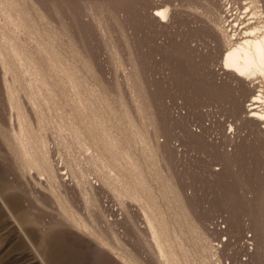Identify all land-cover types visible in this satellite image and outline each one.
<instances>
[{
    "label": "bare ground",
    "instance_id": "bare-ground-1",
    "mask_svg": "<svg viewBox=\"0 0 264 264\" xmlns=\"http://www.w3.org/2000/svg\"><path fill=\"white\" fill-rule=\"evenodd\" d=\"M206 1L209 0L138 2L143 19L153 23L160 35L168 36L166 41H163V36L155 40L156 60L161 61L164 52L170 49L169 35L175 24L189 17L190 8H197L193 3L205 4ZM245 1L242 4L239 0L252 21L238 29V34L235 32L239 24L232 25L233 19H229L231 5L224 9L220 0L208 2L212 31L221 46L220 57L217 53L219 62L211 63V82L218 91L229 89L240 101L241 98H249L248 105L244 104V112L235 110L236 106L233 109L235 122L240 121L251 135L256 139L259 135L264 141V126H261L264 124V90H256L257 79L264 78V0ZM101 4L104 6L101 11L87 8L86 13L95 24L99 41L112 60L115 75L112 83L106 82L105 90L109 93L98 91L95 102L89 98L91 91L78 82L75 70L69 64H63L64 59L82 60L88 70V60L103 80L99 59L82 45L68 19L63 16L57 20L62 27L60 40L63 52L59 51L56 37L49 34L47 42L42 41L36 50H31L30 38L33 35L40 37V33L27 9L26 0H0V227L15 235L17 241L13 251L26 253L25 256L17 254L7 264H36V260L41 264H62L68 245L76 242L88 243L106 264H216V261L217 264H225L222 261L226 257L223 250L225 240L220 241L219 246L212 245V238L220 236L222 227L218 225L213 229L211 219L199 216L195 211L194 182L181 176L185 165H180L179 161L185 157L186 141L196 139L219 149L226 158L233 157L238 149L241 150V140L234 136L236 131L232 134L235 127L229 124V132H226L224 123L218 122L216 126L221 138L212 139L207 137L212 125L203 122L194 128L184 119L185 112H170L168 97H158L153 88L155 81L145 76L143 57L146 50L137 41L131 24L128 22L127 30L121 32L119 39L112 35L109 22L126 21L128 17L119 11L117 19L109 3ZM46 15L41 12V20L50 21L48 24L52 25ZM213 41L216 42L215 39ZM41 56L42 61L39 60ZM58 70L61 76L56 73ZM119 71L123 72V79L118 76ZM69 96H72L71 100ZM114 103L122 106L119 117L113 109ZM66 107L69 113L73 112V121L60 124L57 117L62 119ZM103 109L117 120L122 133L115 134L116 129ZM62 128L74 134L72 142L55 137L54 134L61 137ZM73 145L81 150H92L88 161L99 176L100 188L116 201L118 212L123 217L122 221L117 219V223L130 225L135 232V241H127L122 227L114 229L101 222L104 218L98 212L101 208L95 184L87 187L88 178L85 181L77 166L72 161H63L60 153ZM53 153L58 155L57 160L53 159ZM217 160L215 162L218 163ZM64 167L69 169L70 177L63 172ZM220 172V164L212 166L207 177L215 178ZM38 212L49 214L50 220L38 217ZM241 251L250 258L254 256L255 260L259 248L254 244V247L247 246ZM32 254L35 257L29 258Z\"/></svg>",
    "mask_w": 264,
    "mask_h": 264
},
{
    "label": "rangeland",
    "instance_id": "rangeland-1",
    "mask_svg": "<svg viewBox=\"0 0 264 264\" xmlns=\"http://www.w3.org/2000/svg\"><path fill=\"white\" fill-rule=\"evenodd\" d=\"M113 1H115L116 3ZM209 1H206L205 4L193 3V5L197 8L196 9L190 8V11L188 13L189 17L187 16V18L185 17L182 20H179L177 24H175V27H173L172 29L173 31L171 30L169 35L171 37L170 40L172 44L170 46V49L164 52L165 55L163 56L161 61L155 59L154 54H156L157 51L155 46V42H156L155 40L156 39L160 40V38L162 39L163 36V41H166L167 40L166 38L168 36L166 34L160 35L158 30L154 27L153 23H150L145 19H143L140 12L141 5H137L140 3V0H32V1L26 0L27 9L33 17L37 31L40 33V37L33 35L32 38L28 40L31 50H36L38 46L42 43V41L47 42L48 34L55 36L60 45L59 51L63 52V48L60 40L61 38L60 30L62 29V27H60L57 20H59L58 17H63V16L66 19H68V21L74 27V31L76 32L82 45L86 46V48L89 49V51L93 55H95L96 58L99 59V62L101 63V66L103 68L102 71V74H104L103 80L100 78L99 74L94 72L95 68H93L94 67L93 64L88 60H86V63L89 66L88 70L86 69L85 66H83L84 61L82 60L73 61L71 58H69V61H66L64 59L63 64H69L71 66V69L75 70L78 77V82L82 83V85H85L91 91L90 93L91 97L89 95V98L90 100L92 99L93 101L96 102L98 91L109 93L108 91L105 90L107 89L106 82H108L109 84L113 82L112 78L114 77L115 72L113 71V64L111 62L112 60L105 52L104 48L102 47L101 41H99L100 38L98 36L96 26L88 17L86 10L87 8H91L95 11H101L102 7H104L101 3L104 2L110 4V9L112 8L111 10L115 12L114 16L117 19H119V11L123 12L126 15V18L128 17L126 21H122V20L116 21L115 18L116 22L114 23L109 22V28L111 29V31H113L112 35L114 36V39H119L121 32L123 30L124 32L127 30V27L125 26L128 24V22L131 24L133 32L137 35L136 36L137 41L141 45H143L142 46L143 49L146 50L144 51L145 53L143 57V59H145L144 60L145 76L148 80L150 78V80L152 79L153 81H155V83H153L154 85L153 88L157 92L156 95H158V97L160 96L168 97L167 100H169L168 102L170 104L169 107L170 112H173L174 114H176L175 112L181 114L185 112V115L183 114L185 116L184 119H186V121H188V123H190L191 126H194V128L203 122L212 125L213 131L211 130L210 133L207 135V137L212 139L218 138V136L219 138H221V132L219 130V127L216 126L218 122L224 123L225 126L224 130H226V132H229L230 125L235 127V130L232 132V134L236 131L234 136L236 135L235 137L241 140V144L239 148H241L242 151L238 149L239 152L233 155V157L229 156L230 158L229 157L226 158V156H224L221 151H218L219 149H214L207 146L202 140L196 139L193 141H186V143L184 144V149L187 150L184 154L185 157L184 159L181 158L179 161L180 165H185L184 172L181 173V176L188 178L189 182L191 183L194 182L192 185L196 195H195L193 207L195 211H197V214L199 216L205 217L208 220L211 219L209 221L210 222L212 221L213 224L211 227L213 229H215L216 226L218 225L219 227L220 226L222 227L223 231L220 234V236L218 238H212L213 239L212 245L214 244L213 246L215 245L219 246V242L220 241L223 242V240H225L223 242V244H225L223 250L226 257L222 261L225 264H245V263L264 264V155L262 156V154H264V144H263L264 141L262 138H259L260 137L259 135H257V139L256 137H254V135H251L249 130L244 129V126L243 124H241L240 121L235 122L236 118L234 116L233 109L236 106L235 110L238 109L237 111L244 112L246 106L248 105L247 103H249L248 101L249 98H241L240 101V98L237 97L234 93H232V91H230L229 89L223 88L218 91L217 89H215V87L211 82L212 81L211 63L215 65L217 64V62H219L220 59L219 50L221 46L212 31L211 8L210 9L207 8V5H209L208 3ZM240 1L242 4L247 2L245 0H240ZM181 2H183V0H177V3H181ZM134 3L136 4L134 5ZM220 3L222 4L224 9L225 8L227 9V7L231 5V8L229 9L231 10V12H229V14L231 15L229 19L230 20L233 19L231 24L232 25L239 24L237 31L235 32L236 34L240 33V30L238 29H240L243 26H246L249 22L252 21L250 19L251 15L248 12H246L245 9H243L244 6L241 5L239 0H220ZM225 4L226 6H224ZM183 8L185 9V7ZM36 9H38V11ZM43 10L45 12H43ZM41 12L43 14H47L45 17L47 19H51L52 25L48 24L50 23V21L41 20L40 18ZM231 13L233 14V16ZM191 16H193L194 18L193 17L191 18ZM203 25H205L206 27ZM202 26L203 29L201 28ZM197 28L199 30H197ZM210 30L212 33L209 32ZM234 30H236V27ZM212 39L213 40L215 39L216 42L213 41ZM188 40L190 44L189 42H187ZM211 45L212 46L215 45V46L212 48ZM147 47L150 50H148ZM214 53L216 55L218 53L219 57L218 55L214 56ZM62 56L65 58V54H62ZM39 60L42 61V56L40 57ZM212 60H215L216 63ZM208 62L209 65L207 64ZM57 72L58 75L61 76L62 74L61 71L58 70L56 71V73ZM122 73H123L122 71L118 72V76L120 77V79H123ZM260 79H262V77L257 79L259 84L256 90L258 91L264 90V78L262 80ZM212 87H214L215 91ZM159 92L161 93L163 92V94L160 93L161 94L160 95ZM257 93L259 92H256V94ZM0 99H1V95H0ZM68 99L71 100L72 96H69ZM244 104H246V106ZM67 108L68 107H66V112L63 115L62 119L60 118L58 119L57 117V120L59 121L60 124L63 123L67 124L73 121V112L69 113L68 111L69 108L68 109ZM113 109L118 117L122 115V106L119 103L118 104L114 103ZM1 111L2 110H1V101H0V112ZM104 112L107 113V117L110 119L111 124L115 127L116 129L115 134L122 133L121 126L118 125L117 120L108 111L104 110ZM230 112L233 113L232 116L233 118L230 117L232 115V113ZM227 114H229L228 116L229 118L227 117ZM230 118L231 121H229ZM234 123H236L239 127L236 124L233 125ZM261 126H264V124H262ZM239 129H241V131ZM51 134H53V132L50 133V135ZM60 134L61 137L57 136V134L54 135L56 138L65 139L69 143L72 142L75 138L74 134L71 131L66 130L65 128H62ZM51 142L53 144L55 143L54 140H51ZM205 145L207 147H205ZM70 148L67 150H62V152H60L62 154L63 161L64 160L65 162L72 161L75 167L77 166L76 168L78 172L79 171L82 172L81 174L79 172V175L85 181L88 178L86 181L87 187L89 185L95 184L94 187L95 189L97 188L95 190V193L99 197L98 203H99V207L101 208V210H98V212L104 218V220L102 219L101 222H103L105 226L113 227L114 229H118L119 227L121 229L122 227L123 229L121 230L124 233V237L127 239V241L128 242L135 241V232L133 231L132 227L126 224L125 222H123L122 224L117 223V219L122 221L123 217L118 212L119 207L116 204V201L112 199L110 195H107L104 191H102V189L100 188L99 176L92 169L91 167L92 165L88 161L90 156L92 155V150L91 151L88 149L81 150L79 147L77 148L76 145H73L72 148L71 149ZM88 151L91 153L89 154ZM238 154L239 156H237ZM189 156H192L190 157L191 159L189 158ZM217 157H219V159ZM231 158L232 159L234 158L233 162L229 163L230 161H232ZM235 158L236 161H234ZM53 159L54 160L58 159V155L56 153H53ZM199 159H201L202 163L200 162ZM220 159L223 163L220 161ZM206 160L209 164L206 162ZM215 160H217L218 163L215 162ZM233 163L235 165H233ZM216 164L217 165L220 164L221 167V172L219 176L217 175L215 176V178L212 177L213 179L211 177L208 178L207 176H209L208 174L211 170V167L217 166ZM63 169H64L63 172L70 177L69 169L67 167H64ZM199 169L200 171H197ZM227 171L229 172V174L227 173ZM202 172L203 174H201ZM204 173L206 175H204ZM189 177H191V179L193 178L192 179L193 181H191ZM67 186L66 189L70 191ZM246 189L248 190L246 191ZM77 202L78 201L76 200V203ZM113 207L115 209H113ZM38 217H42L44 219L50 220L51 216H49V214L47 215L44 212H40L38 214ZM16 241L17 239L15 238V235L8 234L7 232L1 230L0 227V264H7L12 257L17 256L18 252L13 251V245L16 243ZM199 244L200 243L198 242V246ZM254 244L257 245V247L259 248V252L258 255L255 256L256 258L255 260H254V256L253 258H250L247 255H245L244 252L241 251L242 248H245L247 246L254 247ZM68 246L69 249L62 264H106L105 260L102 259V257H100L97 254V252L93 249V247H91L88 243L76 242V243H70V245ZM137 247L139 248L138 245ZM25 255L26 253L18 254V256H25ZM31 257L33 258L35 257V255L32 254L30 255L29 258ZM227 257L228 260L226 259ZM36 264H41V262L36 260Z\"/></svg>",
    "mask_w": 264,
    "mask_h": 264
}]
</instances>
